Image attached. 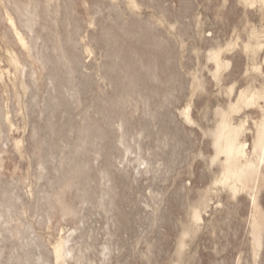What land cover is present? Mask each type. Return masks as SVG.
I'll return each mask as SVG.
<instances>
[{"label": "bare ground", "instance_id": "bare-ground-1", "mask_svg": "<svg viewBox=\"0 0 264 264\" xmlns=\"http://www.w3.org/2000/svg\"><path fill=\"white\" fill-rule=\"evenodd\" d=\"M88 1L86 28L91 31L85 43L78 39L82 22L74 16L79 0H0L2 40L13 47L6 52L7 69H0V86L5 79L11 82L16 105L12 107H18L26 128L29 115L39 108L35 119L30 120L29 139L37 157V169L32 168L34 177L37 185L41 182L38 187L29 184L24 194L17 188L19 176H15V182L11 178L0 182V264H117L124 245H115L110 239L130 222L119 210V202H129L123 176L129 175L134 181V175L145 176V180L153 181L168 173L176 162L173 156L166 160L160 157L171 141L180 142L179 132L168 125L174 118L167 112L178 88L185 87L172 36L182 39L186 28L180 27V19L190 12L194 0H177L173 24L166 15L171 12L161 0H123L122 7L118 0ZM227 1L215 0L207 8L216 7L214 15L221 21L228 17L225 12L237 7L245 11L257 8L264 23V0H230L228 7ZM142 7L156 12L142 18ZM180 46H184L183 41ZM96 49L101 57L95 55V64L85 66L82 58L91 57ZM262 49L264 31L254 28H249L244 38L237 37L225 46L214 42L207 48L203 63L209 78L195 72L186 82L190 99L177 118L183 127L195 125L208 139L209 157L200 156L212 182L202 189L195 184L196 191L184 188L182 203L175 197L167 203L169 216L179 207L184 214L177 220L173 251L166 264H204L201 256L190 255L192 243L200 235H214L210 242L215 248L221 231L225 232L244 202L243 195L249 200L252 215L246 255L235 264H264V216L259 198V184L264 182V70L259 64L253 65L254 76L261 78L258 86L248 85L238 93L234 86L224 90V102L213 111L210 128L194 122L191 110L193 97L205 92L209 83L218 86L223 82L232 65L229 54L254 60ZM99 81L105 83L106 90L98 85ZM19 95L28 99L19 100ZM2 101L0 142L15 124L8 111L11 103L4 108ZM245 109L259 111L251 125L248 115L239 122L234 120V115ZM139 112L143 117H135ZM23 141L14 140L12 144L19 156L25 150ZM7 152L0 146V169ZM195 159H188V165ZM194 175L197 183L207 180L204 171ZM164 196L163 192L151 191V204L146 203L151 226L167 223L172 217L159 216ZM92 210L110 215L114 226L99 250L88 242L93 236L85 229ZM28 211L41 220L28 221ZM52 218L57 222L76 220L82 227L73 228L68 236H60L47 247L33 235L34 225L46 226ZM168 235L170 231L157 236L155 243L147 241L145 252H128L126 264H165L163 254L169 253L162 241ZM223 245L215 249V256H221ZM91 249L97 260L90 257ZM32 256L36 261L31 260ZM209 264L234 262L232 258L214 257Z\"/></svg>", "mask_w": 264, "mask_h": 264}, {"label": "rangeland", "instance_id": "rangeland-1", "mask_svg": "<svg viewBox=\"0 0 264 264\" xmlns=\"http://www.w3.org/2000/svg\"><path fill=\"white\" fill-rule=\"evenodd\" d=\"M213 1L215 2V0H194V4L190 12L180 19V23L182 24L180 25L178 22L181 28H186L182 39L172 36L175 50L180 56V61L177 62V66L183 75V84L185 87L183 89L178 88V92H176V99L172 100V102L167 105V112L171 117L174 118V120L169 122L168 125L179 132L180 142L176 140L171 141L166 148L164 147L165 150L163 149V151L160 152V157L166 160L173 156L176 162L171 165V169L168 173L159 175L156 178L157 180L155 179L153 181H149L145 180V176L136 177L134 175V178H137V181H134L129 175L123 176L124 182L126 185H128L127 193L129 202H119V210L124 212V214L129 217L130 222L125 229L118 232V235L114 239H110L115 245H124V250L118 257L117 264H126L127 261H125V256L128 252L132 251L133 249H136V252H145V243L147 241L155 243L157 236L161 237L170 231V235H168L167 238L163 237L164 239L162 241L163 245L165 246L164 250L168 251L169 253L166 254L167 257L163 254V259H168V257L172 254L174 235L178 230L177 220L182 218L184 214L183 208L180 209L181 207H179L173 211V215L170 214V216H172L170 217L168 213L169 207H167L169 206V201L171 198L175 197L177 200H181L182 203V200L184 201L183 197L185 195L184 188H193V190L196 191L197 189L195 188L197 186V188L202 189L212 182V176L207 171H205L203 167V158L208 159L209 157V153H207L208 139L202 137L201 131L195 125H186L183 127L179 122L180 120L177 118L179 112L190 99L189 90L186 88V82L188 81L190 75L195 72L198 75L204 74L209 78L207 70L203 68V63L207 48L214 42H218L219 44L225 46L227 43L234 41L237 37L244 38L249 28H254L258 31H264V23L260 18L261 12L257 8H252L245 11L242 7H237L233 11L225 12L228 14V17L225 21H221L218 20L214 15L216 7L211 8L212 10L207 8V5L211 6L214 4ZM117 3L120 7L123 6V0H118ZM161 4L164 8L171 12L170 14L166 13V15H169V20L173 24L175 21V15L177 14V0H161ZM226 5L227 7L230 6V0L226 2ZM89 7L90 2L88 0L86 2L84 0H79L74 11V16L80 19L82 22L81 24L83 25L82 30L79 32L78 39L84 40L85 43L89 42L87 38L89 39L90 32L88 31H91V28L89 30L86 28V22L89 20ZM155 12L156 10L154 8L142 7L140 15L142 18H147L152 16V14H155ZM161 29L164 28L162 27ZM0 33V69L6 70V52L8 50H12L13 47L6 45L2 40V27H0ZM175 33L176 31L173 32L172 35ZM182 41L184 42L183 47L180 46ZM95 51V54L91 57L82 58L85 66L90 67L91 64H95V60L93 59L95 55L96 58L101 57L98 49ZM232 54L233 53L229 54L231 57L232 67L230 66L225 72L226 77L223 82L218 86H215L213 83H209L206 86L207 89L205 92L201 93L198 97L192 98L191 110L193 120L196 123H201L205 129L212 126V113L218 105L223 104L225 99L223 92L225 89L230 86H234L235 93H238L241 89H244L248 85L258 86L260 83L261 78L254 76L252 68L254 64H259V66H261L264 70V49L258 53L254 60H251L249 57L244 55L240 57L237 53H234L233 56ZM84 72L89 73L90 71L84 70ZM44 73L45 72H43V74ZM96 79L98 80V75ZM42 84L40 86V94H42L44 91V85ZM98 85L104 90L107 89V87H105V83L102 81H99ZM95 89L96 92H100V89ZM11 95H14V92L11 88V82L8 79H5L3 85L1 84L0 86V99L3 100V103L1 104L5 108L9 103H11L8 105V111L10 112L12 124H15H13V126L10 128V131H7L5 135L7 138H3L2 142H0V146L5 151H8L4 155L5 159L0 169V176H3L0 182L9 181L10 178V181L14 179L15 182L19 176L18 180L21 181L18 182L17 188L20 190L21 194L22 192L24 194L27 193L29 184L32 185V187H38L41 183L39 182V185H37L34 177L35 170L33 169H37V157L33 150L34 147L30 144L31 141L29 139L31 136L30 120L35 119L37 114L36 111L39 108H35V112L29 115L27 119V123L29 125H27L26 128L21 113H17L18 107H12L16 105L15 99L13 96L11 97ZM19 96V100L26 101L28 99L26 97L25 100V97H22L21 95ZM247 115L249 116L248 121L251 125L252 120H255L259 117V111L255 109H245L234 115V120L235 122H239L240 120L245 119ZM135 117H143V114L140 112L136 113ZM22 128L24 129L22 130ZM153 131L156 132L157 128H153ZM247 139L249 140V143L252 142V136L250 134H248ZM14 140H22L23 145L25 144V150H23L22 156H19L13 152L12 144ZM2 144L4 146H2ZM200 154H202L203 158L200 156ZM192 157H195L196 159L193 161L192 165L189 166L187 161ZM201 171H204L207 180L197 183L196 176L194 174ZM15 176H17V178ZM259 187V198L261 203L260 210L264 216V182L259 184ZM153 190L154 192H163L165 194L164 201L160 205L159 216L165 214L164 216L170 218L167 223L159 222L154 226H151L150 209L146 207V203L151 204L150 195L151 191ZM243 197L245 199V203L243 202L244 204H239L238 210L236 214H234V218L232 219L230 225L228 228H226L225 232L221 231L220 239L217 240L218 244L216 247L213 248V244L210 242L215 238V236L203 234L198 236L192 243L189 252L190 255L195 257L201 256V261L204 264H209L210 258L214 257L217 259L224 257L230 261L232 258L235 264L239 258H243L244 255H246L245 247H247L246 242L249 239L248 223L252 215V210L248 198L244 195ZM29 202L31 204L33 201L29 200ZM246 205L247 207H245ZM96 211L97 210H92L91 214H89L90 212H87L89 216L85 229H89L90 234L93 236V239H89L88 242L95 245L97 250H99L101 249V245H103L109 238L107 233L109 231H114V226L111 225L110 215L105 216L104 213L98 214ZM27 213L30 214L25 216L28 221L35 223L36 221L41 220V217H38L36 213L32 212L33 216L31 212L28 211ZM60 221L61 220L59 219L57 222V219L52 218L46 226L41 227V225L35 224V233L33 235H36L38 239L41 238L39 241L43 240L41 243L44 244V246L49 247L50 243L54 242L60 236H64V234L68 236V234L73 231V228H76L79 225L82 227V224H79L76 220ZM61 227L63 229L62 231L60 230ZM136 240L139 241L138 244ZM222 245L225 247V250L221 253V256H215V249L217 247L220 248ZM34 253L35 255H38V250H35ZM89 253H91L89 255L93 260H97L95 251L91 249ZM208 254H211L212 257L210 255L208 256ZM31 260L36 261V257L32 256ZM164 262L166 264L167 260Z\"/></svg>", "mask_w": 264, "mask_h": 264}]
</instances>
